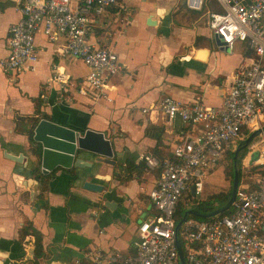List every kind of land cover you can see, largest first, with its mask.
Wrapping results in <instances>:
<instances>
[{"label": "crops", "instance_id": "crops-1", "mask_svg": "<svg viewBox=\"0 0 264 264\" xmlns=\"http://www.w3.org/2000/svg\"><path fill=\"white\" fill-rule=\"evenodd\" d=\"M20 18L17 0H0V57L8 54L10 27ZM206 20L205 12L190 10L184 0H120L94 17L90 41L110 47L123 64L112 79L109 99L63 91L57 82L48 84L56 71L69 81H81L90 69L82 60L59 53L63 40L50 42L42 31L36 35L39 59L34 69L0 70V264H76L78 259L84 262V253L94 246L134 251L137 227L152 213L148 193L159 176V169H149L141 161L155 156L156 146L167 157L181 137L201 131V125L143 109L164 95L221 106L247 53L243 44L234 54L218 46ZM38 102L40 111L50 117L46 119L82 132H104L118 152L115 163L99 161L98 155L82 150L79 156L92 167H57L40 181L32 174L39 162L34 129L44 119L36 113ZM150 126L163 131L159 143L147 134ZM20 154L21 162L9 158ZM129 159L135 162L132 171L126 165ZM131 172V179L120 180ZM85 181L104 189L87 190ZM28 222L42 234L44 253L35 259V236L32 232L20 236Z\"/></svg>", "mask_w": 264, "mask_h": 264}, {"label": "built area", "instance_id": "built-area-1", "mask_svg": "<svg viewBox=\"0 0 264 264\" xmlns=\"http://www.w3.org/2000/svg\"><path fill=\"white\" fill-rule=\"evenodd\" d=\"M209 1L184 0L192 11L206 9L207 26L227 53L234 54L238 44L247 52L233 73L223 104L208 106L200 99L181 102L164 95L159 103L143 109L168 120L201 125V131L181 137L167 157H145L149 169H159V176L148 193L152 213L137 227L134 251L94 246L84 253V262L78 259L76 264H180L177 235L186 264H264V0H215L219 10L210 8ZM119 3L17 0L21 18L10 27L9 52L0 57V70L34 69L39 59L36 35L42 31L50 42L63 40L59 53L82 60L90 69L81 81H69L56 71L48 84L57 82L63 91L109 99L112 79L123 64L110 47L90 41V23ZM254 130L260 132L248 146L246 169L227 213L202 219L189 215L177 231L181 199L191 193L193 204L202 200L207 177L235 152L245 131Z\"/></svg>", "mask_w": 264, "mask_h": 264}, {"label": "water", "instance_id": "water-1", "mask_svg": "<svg viewBox=\"0 0 264 264\" xmlns=\"http://www.w3.org/2000/svg\"><path fill=\"white\" fill-rule=\"evenodd\" d=\"M149 24L152 23V19L147 20ZM216 43L222 47L223 43L216 37ZM260 130H254L245 139L236 150L234 159L238 158L239 153L247 148L252 140L257 136ZM34 141L37 143V154L40 161V168L43 174H49L57 167L69 169L72 167L85 168L92 167V162L84 160L79 156V151H89L98 155V160L106 163L114 164V155L118 152L114 151L111 140L107 138L104 132L95 131L92 129H86L83 132L78 131L76 128L71 126L52 121L50 119H41L34 129ZM9 158L21 162L24 155L18 156L9 155ZM99 178H109V175H98ZM32 181V179H29ZM239 184V172L236 168L232 192L228 202L211 212L204 213L197 208H190L184 214L181 220L178 221L176 229L179 230L183 221H185L189 215L198 216L201 218H208L219 213L228 210L236 196L237 188ZM84 188L94 192H100L104 189V185L93 181H85ZM192 194H194V188H192ZM177 245L179 251V262L180 264H186L185 256L178 239Z\"/></svg>", "mask_w": 264, "mask_h": 264}, {"label": "trees", "instance_id": "trees-1", "mask_svg": "<svg viewBox=\"0 0 264 264\" xmlns=\"http://www.w3.org/2000/svg\"><path fill=\"white\" fill-rule=\"evenodd\" d=\"M209 6H210V8H213L215 10H219L220 9L219 4L215 0H210L209 1ZM205 11H206V9L203 12H205ZM36 113L39 114L42 118H50L48 115H46V114H44V113H42L40 111V103L39 102L36 105ZM35 120H38V118H35ZM152 127L153 126L148 127L147 134L156 136V138L158 139V143H159L160 140H161L163 131L160 128H157V127H153L152 128ZM152 129H154L155 133H153ZM245 134L248 136L250 133L245 131ZM29 136H30V138L33 137V131L32 130L29 131ZM247 136H245V137H247ZM243 142L244 141L240 142V145L243 144ZM247 150H248V148L243 149L239 153L238 158H237L236 161L234 159L235 152H231L221 162V165L224 164V163L230 162L229 166L226 169L227 176L230 177L231 182H232V185H231V188L229 189V191L213 193V194L207 196L206 198L200 200L196 204L192 203V201H191V193H188V195H186L185 197H183L181 199V202H180V205H179V209H178V212L176 214L177 221L181 220L182 217H183V214L188 209H190L191 207L197 208L201 212L208 213V212H211V211H213V210H215L217 208H220V207L224 206L228 202V200L230 199V196H231V192H232V186H233L235 170H236V168L238 169L239 179H240L241 178L240 164H241L243 158L246 156ZM153 153H154V155L156 157H158L160 159H162L165 156L163 154H160V152L158 151V146H156L153 149ZM36 154H37V150H36ZM141 162L144 163L145 159H143V161H141ZM143 163H142V165H143ZM126 165H127V168L130 171H132V168L135 167V162L132 159H129L126 162ZM140 165H141V163H140ZM52 173L54 174L55 172H52ZM32 174L35 175L38 179H40V181H42V182L47 179L46 177H48V175L46 176L45 174H42L41 168H40V161L34 167V170H32ZM131 178H132V172H131L130 175H126L125 177H122V178L120 177V180L125 181V180H129ZM223 213L225 214V213H227V211H225ZM194 217L202 219L201 217H198V216H194ZM29 232H32V234L35 236V249H34V256H33L34 259H35L37 257L42 256L43 253H44L43 245H42V234L36 228H34L32 223H30V222H28V224H26L23 227V229H22V231L20 233V236L23 238Z\"/></svg>", "mask_w": 264, "mask_h": 264}, {"label": "rangeland", "instance_id": "rangeland-1", "mask_svg": "<svg viewBox=\"0 0 264 264\" xmlns=\"http://www.w3.org/2000/svg\"><path fill=\"white\" fill-rule=\"evenodd\" d=\"M201 20H203V22L205 21L203 18ZM244 135L247 136L246 134H244ZM242 141H244V139L241 140V142ZM253 141H255V140H253ZM244 160H245V157L243 158V160L240 164L241 175H242L243 171L246 169L244 167L245 166ZM229 163L230 162L222 164L220 168L216 169V171H214L213 173H211L209 175L207 181L205 182V190H204L203 199L206 198L207 196L213 194V193L229 191V189L231 188V185H232L231 179H230V177L227 176V173H226V169L229 166Z\"/></svg>", "mask_w": 264, "mask_h": 264}]
</instances>
